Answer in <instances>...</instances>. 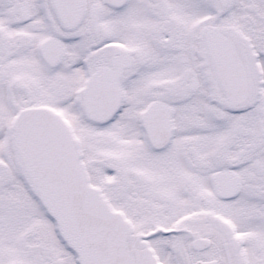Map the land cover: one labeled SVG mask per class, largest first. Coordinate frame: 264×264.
Wrapping results in <instances>:
<instances>
[{
    "label": "snow or ice",
    "instance_id": "snow-or-ice-1",
    "mask_svg": "<svg viewBox=\"0 0 264 264\" xmlns=\"http://www.w3.org/2000/svg\"><path fill=\"white\" fill-rule=\"evenodd\" d=\"M0 264H264V0H0Z\"/></svg>",
    "mask_w": 264,
    "mask_h": 264
}]
</instances>
